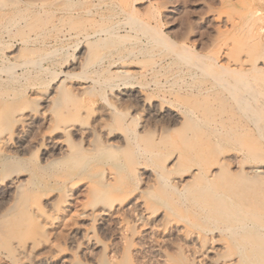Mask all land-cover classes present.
I'll return each mask as SVG.
<instances>
[{
    "label": "rangeland",
    "instance_id": "374dc122",
    "mask_svg": "<svg viewBox=\"0 0 264 264\" xmlns=\"http://www.w3.org/2000/svg\"><path fill=\"white\" fill-rule=\"evenodd\" d=\"M37 1L0 0L2 2L0 4V21H2L0 23V61L2 62H0V93H4L5 90L9 92L8 95L7 93L5 94L6 96L4 94L0 96L2 97L0 102V133L10 134V139L5 144L0 145V201L6 200L8 206L12 204L20 193V199L27 196V198L29 197L28 200H31L37 193L41 192H47V197L55 198L54 202L57 205H55L56 217L49 219L45 225V230L32 228L26 234V237L38 239V241L44 244V247H50L49 249L45 248L46 250L63 248L64 255L67 256L66 258L73 255L82 264L109 262L113 259L114 254H118V259L125 249V258L122 264H211L210 259H215L219 255L226 253L224 248L217 245L215 252L210 254L204 248L199 247L197 244L194 245L193 242L192 245L188 240L187 243L186 240H183L184 238L178 235L175 236V234L166 236V243L163 239V241L158 240L161 237L159 238L157 233L152 234V236L156 235V237L155 235L153 236L155 240L152 239L153 237L150 234H147V236L150 235L152 238L145 236L144 240L137 241L136 237L132 236L131 238L132 232L128 235L125 227H123L125 222L119 219L115 220L117 223L113 220L107 222L109 225L105 227H108L107 231L103 229L107 235H104L105 231L103 230L104 234L102 232L97 233L107 245L101 248V250L91 251L95 258V263V261H90L88 258L86 260L84 256L80 257L82 255L79 254V234L77 236L71 232L74 227L73 225L76 222H81L77 217L78 212L81 211L83 206L95 194L94 188L96 186H91L92 181L100 187L99 189L107 191L105 192L106 194L102 192L100 195L105 194V201H112L114 205L121 198H124L122 201L126 203L133 195L139 196L142 194L141 192L145 190L148 184L152 183L153 186L156 184L151 180H147V173L144 172L147 176L144 173L143 175L140 174V169L136 167L137 162L151 168L152 166L154 167V164L160 158H164L167 155H175L180 153V151L181 153H189L190 155L189 149H191L192 144L199 145L200 143L202 146H198L197 149L195 148L196 151H194L195 149L192 150L191 156L187 154V157L189 156L187 158L189 163L205 166L207 163L227 156L228 159L224 167L235 174L238 164L242 159L240 157H243V159L244 157L245 159L247 158L250 162H246L251 164V161L254 159L252 157L250 160L251 156L249 157V154L254 156L257 151L262 154L260 156H264V112L255 111L257 108H253L252 112H243L238 108L240 111H236L237 109H235L232 121H226L229 117V113L227 114V112L231 110L230 104L224 100L220 102V92L215 93L218 94L216 99L220 97V103L216 99L213 100L210 94L206 95V97L208 96L207 98L199 95L205 86L210 85V83L208 84L209 75L200 72L195 67L196 65H193L196 61L193 55L189 58V61L187 58L188 62L184 63L182 59L183 54L181 53L190 51L191 54L194 52L202 55L199 58L198 64L199 66H205V63L208 64L210 61L211 55L216 51L218 52V49L221 47L220 51L222 54L220 53V58L218 57L217 59L219 64L236 68L234 65L227 63L233 58H242L245 50L251 46V40L257 37V31L264 25V0H133L134 2L132 0H101L102 2L100 0H45L47 3L43 0L41 3L43 6ZM96 1L99 3H96ZM4 2L5 4H3ZM257 8L262 9V12H255L254 9ZM50 10L51 12H49ZM250 10L255 13L250 14ZM18 12L20 15L17 14ZM13 13L15 16H13ZM36 16L39 19L37 21ZM32 21V25L35 27L30 24ZM232 21L242 22L244 29L242 27L239 29L235 28L236 32L231 27L230 22ZM27 22H30L31 27ZM130 23L135 26L138 25L140 29H142L140 25L142 27L143 24L150 25L151 28L146 32L148 34L153 30L161 29L169 39L166 41L162 37L157 36L160 43L155 37L153 38L152 45L150 43L151 34H149V37L140 30L141 33L137 35L138 39L140 38V44L137 42L134 44L135 46L131 43L134 41V38L128 37L124 38L122 42L121 40H111L113 42L111 45L108 44L110 40H104L100 43L96 42V44L93 42V45L89 43L91 44V48L88 50L86 49L90 46L88 44L85 45V41L80 39L83 33H91L98 27L115 25L116 29L123 30L124 27L131 25ZM9 25H12V28ZM53 25L54 27H52ZM33 30L35 33L32 32ZM33 39L34 41H32ZM102 43L104 47L101 46ZM225 43L228 45H224ZM131 44L132 47L129 46ZM148 44H151V46H148ZM130 47L131 51L137 55L135 57V62L138 63H136V67L140 69H136L135 67L133 69L138 74L134 72L136 76L128 78L112 73L114 68L113 70H111L112 67L108 68L109 62L119 57V55H127L131 52ZM144 47H146L145 50L142 49L140 52L139 48ZM86 52H90L92 56L90 55L88 66L81 68L77 62L85 56ZM13 54L17 57H13ZM94 55L97 60L94 58ZM98 56H100L99 59ZM38 68L40 69L38 70ZM41 69L44 71H40ZM108 69L112 72L109 73ZM24 70H28V73ZM100 70L102 72H99ZM11 71H14V73ZM22 74L24 75L22 76ZM6 76L9 79L5 78ZM111 76L113 77L111 78ZM11 78L15 80H11ZM108 78L111 80H108ZM228 78L230 79V77ZM85 87L86 89H84ZM136 91L140 97L142 96V99L149 96L153 100L165 102L166 108L178 111L180 116L184 112L187 114L199 112L200 119L206 120L207 123L211 119L214 121L215 118L214 124L216 126L214 124L213 127L211 126L212 121L209 123V126V124H205L206 122L198 120L200 126L196 128L194 127L195 120H193L194 125L189 124L190 126H188V122L183 123V117H180L179 121L171 125L170 130H168L166 117L161 112L156 114L151 111L152 103L139 104V102H136L135 104V101L129 98L128 94L130 92L135 93ZM7 96H9L8 99ZM212 96L215 95L212 94ZM225 103L226 105H222ZM111 106L114 110H112ZM117 111H123L122 113H125L126 116L124 115L122 118L123 114L120 115ZM65 113L68 114L66 115ZM221 117L227 118L226 120H222ZM198 121L196 124H198ZM216 121L218 123L219 121L223 124L225 123L224 127L226 129L220 127L221 133L219 134L222 135H219L218 132H212L214 127L219 128L221 124L218 125ZM65 124L68 126V129ZM204 126L207 127L204 128ZM109 132L120 135L123 138V147L126 149L123 148L124 150L117 154V157L120 158L121 162L125 163L126 167L121 172L118 181L114 180L115 184L110 183L113 186L106 187L105 183L109 179L106 175H98L100 166L81 168L79 165H76L73 167L74 164H71L72 166L68 165L70 163L68 157L60 161V163H56V158L65 153L70 152L75 156H79L92 145V147H95V145L99 147L105 142H110L107 141V134ZM206 133L209 135L206 136ZM194 137L197 138L195 139ZM184 142L185 144H182ZM186 150H189V152H186ZM130 152L133 153V156H131L134 157V159L131 158L130 160L132 164L127 161L130 159L127 157L130 156ZM244 154L245 156H243ZM258 156L259 154H257ZM255 160L257 161L258 159ZM255 160L253 161L254 163L256 162ZM18 173L23 174L26 178L29 176L34 186L29 187L25 184L22 188H17L14 187L15 185H11L10 180ZM135 174L136 176H134ZM110 182H113V180H110ZM165 188L169 190L167 187ZM151 191H155L154 188ZM5 192L11 193L7 195ZM150 201L151 205H154V201H159V204L155 203L156 207H159L161 210L164 209L160 205V200L153 201L151 199ZM129 210L126 215L129 223L127 227L133 233H138L141 230V226L147 224V220H137L138 212L131 207ZM168 217L171 220L169 221L168 219L167 222L164 219L165 225L170 222L173 223L174 219H177L176 215L174 216L173 214H169ZM100 231L98 230V232ZM103 235L109 239L107 237V239H104ZM171 235L172 237H170ZM73 240L76 242L74 243ZM151 240L153 241L151 242ZM161 241L162 243H160ZM110 242H112L114 247L110 244L112 247L110 248ZM136 247H139V249ZM113 248L118 250L112 252ZM223 250L225 251L223 252ZM210 256L211 258H209ZM0 263L10 264L6 258L1 257Z\"/></svg>",
    "mask_w": 264,
    "mask_h": 264
},
{
    "label": "bare ground",
    "instance_id": "6f19581e",
    "mask_svg": "<svg viewBox=\"0 0 264 264\" xmlns=\"http://www.w3.org/2000/svg\"><path fill=\"white\" fill-rule=\"evenodd\" d=\"M38 1L40 4L43 2V0H38ZM2 2H0V4ZM5 2L3 4H5ZM30 2H32V1H30ZM44 2H45V0H44ZM97 2L98 1H96V3ZM132 2H134V1L132 0ZM34 3L36 4V2H34ZM45 3H47V2H45ZM91 3H92V1H91ZM92 4H94V3H92ZM92 4H90V5H92ZM5 6L7 7V5H5ZM40 8H42V7L40 6ZM0 9H1V6H0ZM25 9L29 10L28 8H25ZM92 9H94V8H92ZM7 10H8V8H7ZM16 11H18V10H16ZM88 11H90V10H88ZM250 11L251 12H249V13L253 14V13L259 12V11L262 12V9L257 8V9H254L255 12H252V10H250ZM19 12L17 14H19ZM33 12L36 14L35 11H33ZM44 12H45V9H44ZM44 12H43V14H44ZM49 12H51V10ZM92 13H94V12H92ZM35 14H34V16H35ZM50 14H52V13H50ZM8 15H9V12H8ZM10 15H12V14H10ZM13 16H15V14ZM246 16H247V14H246ZM36 17H37L36 21L39 20L38 16H36ZM50 17H52V16L50 15ZM6 18H8V17H6ZM238 18H239V16H238ZM10 19H12V18H10ZM106 19H108V18H106ZM22 20H24V19L22 18ZM25 21H27V20H25ZM33 21L31 23L30 22L29 23L32 25ZM1 22L2 21H0V23ZM5 22H7V21H5ZM10 22H11V20H10ZM17 23H18V21H17ZM230 23H231V27L234 29L235 28L239 29L240 27L243 26L242 22H240V21L239 22L238 21H235V22L232 21ZM30 24H29V26H30ZM130 24L131 25L124 27L123 30L122 29L119 30L118 28L116 29L115 25H108V26L102 25L103 27H98V28L96 27L97 29H95L91 33H87V32H86V34L83 33V36L80 39H83L82 41H85V43H84L85 45L88 44L90 46L91 44L92 45L94 43L96 44V42L100 43L104 40L105 41L110 40V42L108 44L111 45V43H113L112 42L113 40L114 41L115 40H117V41L121 40V42H122L124 40V38L132 37V38H134L133 39L134 41L131 43H133V45H134L137 42H138V44H140V38L138 39L137 35L140 34L141 31L143 34H147L148 36H149V34H151L150 35L151 37L149 36L151 38V42H150L151 44L154 41L153 38H155V37L157 38V36L162 37L166 41L169 39L167 37V35L161 31V29L157 30L155 28L156 29L155 31L154 30L151 32L149 31L150 32L149 34L146 33L148 31V29L151 28L150 25H148V24H143V27H142V25L139 24L142 29L138 28V25L135 26V25H132V23H130ZM244 25H245V23H244ZM9 26L11 27L12 25H9ZM32 26H34V25H32ZM99 26H101V25H99ZM263 26L262 27L260 26L261 28L258 31L256 29L257 33L254 32L257 34V37L254 38V40H251L252 42L250 41L252 44L249 48H247L245 50L244 56L242 58H240V57L239 58H233V59L228 61L227 64L234 65V67H236V68L226 67V66H223V64H219V61H217V59L219 57V54L221 53V51H220L221 47L218 49V52L216 51L215 53H213V55H211V57L209 58L210 61L208 62V64L205 63V66L204 65L199 66V64H198L199 58L202 55H199L198 53H194V52L191 54L190 51L189 52L184 51V53L181 52L183 54L182 59H183L184 63L187 61V58L189 61V58L193 55L196 59L195 64L192 62L193 65H196L195 67L198 70H200V72L204 73L205 75H209L208 76V78H209L208 84L210 83V85L207 87L205 86L201 90L199 95L202 96L203 98H207L208 96L206 97V95L210 94L211 97H213V100H215L217 98V95H218L215 93L220 92L221 93L220 94L221 101H220V97H218V99H216V100L218 102L219 101L222 102L224 100L228 104H230L231 113H230V111H228L227 112V114L229 113V115H228L229 117L227 116L228 119L226 120L227 117L225 119L221 117L222 120H226V121L231 122L232 117H233L234 112H235V109H237L236 111L241 110L243 112H246V111L252 112L253 108H257V110H255V111L264 112V27ZM17 27H18V25H17ZM25 27H26V24H25ZM52 27H54V25ZM11 28H10V30H11ZM235 30H234V32H235ZM32 32H34V30ZM81 32H83V31H81ZM236 32H237V30H236ZM18 33H19V31H18ZM122 33H124V34H122ZM6 35H8V34H6ZM14 38H15V36H14ZM67 39H68V37H67ZM32 41H34V39ZM159 41L160 40L158 39V42ZM246 41H248V40H246ZM23 42H25V41L23 40ZM89 43H91V44H89ZM116 44H117V42H116ZM151 44H148V46H151ZM224 45H228V44L225 43ZM97 46H96V48H97ZM101 46L104 47L103 43ZM129 46L132 47V44ZM131 47H130V51H131ZM23 48H24V46H23ZM90 48H91V46L87 47L86 50H88ZM145 48L146 47L139 48V51L141 52V50L142 49L145 50ZM25 49H27V48H25ZM22 52H23V50H22ZM86 53H85V56L83 58H80V60H79V58H77L79 60L77 62V64L79 66H81V68L84 66H88V63L90 62V55L91 54H90V52H88L87 54ZM20 55H22V54H20ZM3 56H5V55H3ZM15 56L13 54V57H15ZM100 56H98V59L100 58ZM180 56H182V55H180ZM135 57H137V55L131 51L127 55L125 54V56L119 55V57H117L116 59H114V60L111 59L112 61L109 62L108 68L112 67L111 70H113V68H114V70L112 72L111 70L109 71V69H108L109 73L112 72L118 76H123V77H128V78L133 77L136 73L138 74V72H136V70L133 69V67H135L136 69H140V68L136 67L137 62H135L136 61ZM94 58L96 59L95 55H94ZM106 58H108V57H106ZM30 61H32V60H30ZM219 65H220V67H219ZM39 69L40 68H38V70ZM43 69H41L40 71H42ZM31 70H33V69H31ZM8 71H10V70H8ZM92 71H94V70L92 69ZM2 72L4 73V71H2ZM11 72L14 73V71H11ZM25 72L28 73V70H26ZM99 72H102V71L100 70ZM134 72H135V74H134ZM90 73H92V72H90ZM143 73H145V72H143ZM23 75L24 74H22V76ZM51 75H53V74H51ZM7 76H9V75H7ZM7 76L5 78H7ZM112 77L113 76H111V78ZM123 77H122V79H124ZM228 77H230V79ZM114 78H115V76H114ZM7 79H9V78H7ZM103 79H104V77H103ZM109 79L110 78H108V80ZM11 80H15V79L11 78ZM17 80H19V79H17ZM40 82H41V80H40ZM102 85H104V84H102ZM86 86H88V85H86ZM84 89H86V87ZM89 89H90V87H89ZM215 89L219 90V91H216ZM5 91H7V92H5ZM5 91H4V93L2 92V94L0 93V96L3 94L5 95L6 93L8 95V93H9L8 90H5ZM90 91H91V89H90ZM212 94L215 95L216 97L212 96ZM128 95L130 96L129 98H131L132 101H135V104H136V102L137 103L139 102V104L152 103L151 104V111H153V113H156V114H159L161 112V114L166 117V120L168 121V125H167L168 130H170L171 125H174L179 121L180 117L181 118L183 117V121H184L183 123H186V121L188 122L187 123L188 126H190L189 124L192 125L194 123L193 120H195L194 124L196 125L195 126L193 124L194 127L197 128V126H200L199 121H198V120H201L200 119L201 117H199V112H196L193 114H191V113L187 114L184 112L180 116V113L178 111L166 108V105H164L165 102H163V101L159 102L156 99L153 100L149 96H146L145 98L142 99L141 98L142 96L140 97L139 94L137 93V91L135 93L130 92ZM105 97H106V95H105ZM0 98H1L0 99V102H1L2 97H0ZM8 98H9V96H7V99ZM5 99H6V97H5ZM157 101L159 104L157 103ZM3 102H5V100H3ZM71 104H73V103H71ZM222 105H226V103L222 104ZM67 108H68V106H67ZM111 108H112V106H111ZM238 108L240 110H238ZM112 110H114V109L112 108ZM115 112H116V110H115ZM117 112L120 115L123 114L122 118L124 117L125 113H122L123 111L122 112L117 111ZM68 113H65V114L67 115ZM106 115H108V114H106ZM208 120H210V119H208ZM191 121H193V122L190 123ZM197 121H198L199 125L196 124ZM201 121H203L204 123L206 122L205 124H209L212 121L211 126L213 127L215 125L214 124L215 118H214V121L211 119L210 121H208V123L206 120H201ZM217 121H216V123L218 125L220 123L222 125L220 124L219 128L214 127L212 132H215V133L218 132V134H219V133H221L220 132L221 128H225L224 127L225 123L224 124L222 123L224 121H222V122L219 121V123ZM68 122H69V120H68ZM226 123H229V122H226ZM209 126H210V124H209ZM205 127H207V126H204V128ZM67 129H68V126H67ZM122 132H124V131H122ZM196 133H197V131H196ZM215 133H214V135H215ZM197 134H196V136H197ZM208 135L206 133V136H208ZM219 135H222V134H219ZM107 136H108L107 141H110V142H105L103 145H101L99 147H96V145H95V147H92L93 145L91 144L92 146L89 147L87 149V151L80 154L79 156L78 155L75 156V155L71 154L70 152L67 154L65 153L63 155H60L58 158H56V163L58 164V162L60 163V161L64 160L66 157H68L70 159L69 160L70 163H68V165L72 166L74 164L73 167H75L76 165H79V167H81V168L100 166V171H98V175L99 176H103V175L107 176L109 181H107L105 183L106 187L110 186V185L113 186V184H115L114 180L118 181V179L120 178L121 172L126 167L125 163L121 162L120 158L117 157V154L119 152H121L122 150H124L125 148L123 147V144H124V142H122L123 138L120 137V135H118L117 133H114V132H109L107 134ZM194 138L196 139L197 137H194ZM9 139H10V134L0 133V145L5 144ZM200 139H201V137H200ZM198 141L200 142V140H198ZM194 143H196V142H194ZM182 144H185V142ZM198 146H202V145H200V143H199V145L198 144H192V146L190 147L191 149H189L190 155H189V153H187V154L189 156H191V151L194 150L195 148L197 149ZM155 147H157V146H155ZM199 148H201V147H199ZM196 149L194 151H196ZM189 150H186V152L187 151L189 152ZM194 151H193V153H194ZM138 152H139V150H138ZM156 152H158V151H156ZM254 152H252V153L254 154ZM128 153H129V150H128ZM201 153H203V152H201ZM132 154L133 153H131L130 156H127L130 158L127 161L130 162L131 164H132V162L130 161L131 158L134 159V157H132L133 156ZM160 154H162V153H160ZM187 154L184 152L181 153V151H180V153H177L175 155H171V156L167 155L164 158L163 157L160 158V160L157 161L156 164H154V167L152 166L151 168L145 167L141 163L137 162V165L136 164L135 165H136L137 169H140V174L143 175L144 172L147 173L148 179L147 178L146 179L148 181L151 180V181H153V183H156V184H154V186L152 183H150V185L148 184L147 187L145 188V190L141 192L142 194H140L139 196L133 195V197H131L126 203H124V201H122L124 198H121L120 201L115 205L113 204L112 201L111 202L107 201V200L105 201L106 196H104V195L106 194L105 192H107V191L106 190L103 191L102 189H99L100 187H98V185L94 184V181H92L91 186H96L94 188L95 194L93 193L94 195L92 196L91 200L83 206V208L81 209L80 212H78L77 217H78V220H80L81 222L78 221L80 224L76 222V224L73 225L74 227L72 228L73 230L71 232V233L76 234V235L79 234L80 241L78 243L79 244L78 247H79V252H80L79 254L82 255L80 257L82 258L84 256L86 260L88 258L90 261H95V258L92 255L91 251L94 250V252H95V250H101V248H103L105 245H107L98 236L99 234H97V233H101V232L103 233V231H105L103 229H106V231H107L108 227L107 228H105V227H106V225H108L107 224L108 221H111V220L115 221L116 219L117 220L119 219V220L125 222V225H123V227H125L126 230L125 229L124 230L128 233V235H130L132 232L131 238H132V236L136 237L137 241L142 240L145 236L149 237L150 235L152 236L153 233H157L159 235V238L161 237V239H158V240L160 241L163 239V240H165V243H166L165 237L166 236L168 237L169 234H173V235L175 234V236L178 235V236L184 238L183 239L184 241L188 240L191 242V244H192V242L194 243V245L197 244L199 247L204 248V250L206 252H209L210 254L215 252L217 245L224 248L226 250V253H224V254L221 253L223 255H219V257H217V255H216L217 258H215V259L213 258V255H212L213 259H210L211 264H264V161H263L264 156L263 157L260 156L262 154L258 153L257 151L255 153L256 155L254 154V156L249 154L248 156L249 157L251 156L249 158L250 160L252 157L254 160L258 159L257 161L255 160L256 161L255 163L253 162L254 160L252 159L253 161H251L252 162L251 164L247 163V162H250V161H248L247 158H246L247 159L246 160L245 157H244V159H243V157H240L242 159L238 164L237 172L235 174H233L231 171L225 169L226 167H224V164L228 159L227 156H225V157L223 156V158H221L217 161H213V162L207 163V165H205V166H202V164L201 165H198V164L194 165V164L189 163L188 162L189 160L187 159L189 156L187 157ZM257 154H259L260 157L259 156L257 157ZM127 155H129V154H127ZM230 155H231V153H230ZM149 156H151V155H149ZM241 156H242V154H241ZM243 156H245V154ZM154 157H156V156H154ZM233 157H235V156H233ZM246 157H247V154H246ZM183 158H186V159H183ZM230 161H231V159H230ZM202 162H204V161H202ZM134 173H135V170H134ZM172 173H173V175L171 176ZM134 176H136V174ZM30 179L31 178L29 176L26 178L23 174L18 173L16 175H14V177H12V179L10 180V183H11V185H15L14 187H17V188L18 187L22 188V186H24L25 184H26V186L28 185L29 187L34 186L31 183L32 181ZM110 180H113V182H110ZM136 181H138V180H136ZM110 183H113V184H110ZM35 184H36V182H35ZM165 187H167L169 190H167ZM152 188H154V190L156 192L151 191ZM129 189H130V186H129ZM17 190H19V189H17ZM102 192L105 194L100 195V193H102ZM5 193L7 195H10L11 192L10 193L5 192ZM19 195L17 196L18 198L16 197V199L12 202V204L9 203L10 205H8V206H7L8 202L6 203V200L0 201V257L6 258L8 260V262H10V264H44V263H49V264L50 263L51 264H82V262L77 257H75L73 255L66 258L67 256L64 255V249L63 248H58L57 250H54V249L46 250V249H49L50 247H48V248L44 247V244H42L40 241H38V239L26 237V234L32 228H34V229L38 228L39 230L44 229V228H46L45 225L49 221V219L52 217H54V218L56 217V206L57 205L54 202L55 198L53 199V198L47 197L48 196L47 192L37 193L36 196L34 195L35 197L33 196L34 198L31 200H28L29 197L27 198V196H24V197L21 196L22 199H20ZM151 199H153V201L154 200H160L161 201L160 205H162V207L164 209L161 210V209H159V207H156L155 203H158L159 201L158 202L154 201L155 206L151 205V201H150ZM130 207L132 209H135V211L138 212L137 220H147V222H146L147 224L142 225L141 230H139L138 233H133V231H131V229L129 227H127L129 223L126 219V215H127L128 211H130L129 210ZM169 214H173L174 216L176 215L177 219H174L173 223L170 222L167 225H165L166 223H164L165 222L164 219L167 220V222H168V219H169V221L171 220L168 217ZM98 230H101V231L98 232ZM106 231H105V234L103 233L104 235H107ZM123 234L125 235V233H123ZM147 234H150V235L147 236ZM104 235H103V237H104ZM218 236H219V238H217ZM106 237H104V239L108 238V237L107 238ZM155 237H156V235H155ZM170 237H172V235ZM152 239L155 240L154 237ZM74 240H73V242L75 243L76 241H74ZM152 241L153 240H151V242ZM162 241L160 243H162ZM188 241H187V243H188ZM157 243H158V241H157ZM165 243H163V244H165ZM110 244H111V246H113L112 242L109 243V246H110ZM137 244H138V242H137ZM114 245H115V243H114ZM141 245H142V243H141ZM73 246H75V245H73ZM111 246H110V248H112ZM193 248H194V246H193ZM113 249L115 251L114 250L112 251V249H111L112 252H116V250H118L116 248H113ZM137 249H139V247ZM220 250H221V248H220ZM225 250H223V252ZM195 251H196V248H195ZM136 252H139V251H136ZM125 253H126V249L122 252V255L120 254L121 256L118 259H117L118 254L117 255L114 254L113 259L110 258L112 260H110L109 262H106V261L102 262L101 264H122L124 261V258H125ZM115 255H116V257H115ZM159 255H160V253H159ZM209 258H211V256ZM172 259H174V258H172ZM167 261H168V259H167ZM92 263H94V262H92ZM95 263H96V261H95Z\"/></svg>",
    "mask_w": 264,
    "mask_h": 264
}]
</instances>
